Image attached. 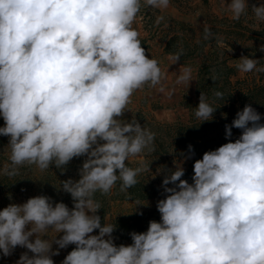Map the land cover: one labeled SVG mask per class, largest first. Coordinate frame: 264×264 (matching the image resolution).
<instances>
[{"label": "clouds", "instance_id": "obj_1", "mask_svg": "<svg viewBox=\"0 0 264 264\" xmlns=\"http://www.w3.org/2000/svg\"><path fill=\"white\" fill-rule=\"evenodd\" d=\"M169 3L0 0V136L8 137L11 150L0 174L14 177L24 165L42 172L54 165L64 174L73 159L83 158L79 178L57 188L70 195L72 207L42 194L0 209V256L20 247L26 251L15 264H54L52 257L74 245L61 264H264V123L251 105L225 124L227 142L194 160L191 182L183 177L192 145L173 168L157 169L160 219L130 232V244L117 245V225L104 217L102 223L98 214L96 193L107 195L117 183L127 192L151 170L143 161L129 167L128 160L154 152L155 133L123 118L135 92L165 91L167 72L146 55L133 24L142 6L164 10ZM224 6L234 21L250 9L264 22V3L224 0ZM182 54L170 55V62ZM239 59V72L264 73L259 60ZM192 81V69L183 67L175 84ZM213 97L199 96L194 116L201 123L214 119L213 103L224 93ZM233 128L240 130L234 141ZM49 230L57 235L49 238Z\"/></svg>", "mask_w": 264, "mask_h": 264}, {"label": "trees", "instance_id": "obj_2", "mask_svg": "<svg viewBox=\"0 0 264 264\" xmlns=\"http://www.w3.org/2000/svg\"><path fill=\"white\" fill-rule=\"evenodd\" d=\"M202 1L203 4L207 3V0ZM261 1L264 3V0ZM248 2L250 7L254 3L253 0ZM250 13L249 9L247 15L242 16L239 21H234L229 16L206 14L201 25H194L190 21L166 14L160 15L163 16V20L153 34L156 33V29L162 34L164 54L172 55L182 50L183 54L179 62L195 72L194 96L185 97L181 101V105L188 111V118L185 121L161 122L141 111H133L126 116L128 120L135 118L143 127L155 133V150L151 153L145 150L140 160H128L129 167L135 168L143 161L145 164H150L151 168L137 177L138 183L134 187L127 192H121L117 183L107 195L96 193V199L102 205V209L98 212L102 217V223L103 217L105 222L109 217L108 223L117 225L113 233L117 245L130 244L132 241L129 233L146 231L148 222L159 221L160 214L155 206L111 216L114 205L126 202L145 203L162 198L160 185L163 177L156 175L157 169L163 166L173 168V160L178 163V159L181 158L180 153H186L188 145L193 146L195 155L184 164L186 173L183 178L191 182L194 160L201 158L205 151L214 150L227 142L224 126L231 124L237 111L242 110L245 105H251L260 114L264 113V73L253 71L241 76L236 68L241 56L257 59L258 67L264 66V51H260L261 46L264 45V23L260 22L257 28L253 26L249 18ZM206 28L210 31L207 38H205ZM215 91L223 92L224 98L213 103V107H217L214 119L201 123L194 116L199 96L203 92L209 102H213ZM3 125L4 121L0 117V127ZM232 133L231 139L234 141L240 135V130L233 128ZM7 144L8 137L0 136V169L10 163L11 150ZM82 162L83 158L73 159L64 174H61L54 165L43 172L35 165H24L19 167L18 175L11 178L0 174V209L9 203H23L30 197L42 194L72 207L70 195L57 191V188L69 177L79 178L78 169ZM139 212L143 215L137 214ZM56 235L54 231L49 230V238H54ZM56 247L54 244L53 248ZM73 247L74 245H69L68 248L60 250V255L52 257L54 264H61ZM24 251L26 249L17 247L13 255L0 256V264H15Z\"/></svg>", "mask_w": 264, "mask_h": 264}, {"label": "rangeland", "instance_id": "obj_3", "mask_svg": "<svg viewBox=\"0 0 264 264\" xmlns=\"http://www.w3.org/2000/svg\"><path fill=\"white\" fill-rule=\"evenodd\" d=\"M257 6L262 4L261 0H253ZM230 2V0H226ZM143 5V3H142ZM161 14L169 15L173 18H178L184 21H190L194 25H201L205 18V15H217V16H229L230 13L226 11L224 6V0H207L206 4H203L202 0H170L168 8L164 10L149 9L142 6L133 27L139 32V38L142 41V46L145 48L146 55L149 58H154L159 62V66L162 71L167 72V80L164 81L165 91L160 92L159 86L157 88H151L145 86L144 89L135 92L131 98L129 104L130 112L124 114L125 120H128L127 115L133 111H141L143 113L153 116L156 120L161 122H172L175 120L185 121L188 118V111L181 105V101L185 97L194 96L195 86V72L192 69V79L190 84L177 85L175 81L181 73L183 67H188L180 62L172 64L169 60V56L163 53V40L162 34H153L155 28L158 26L157 18ZM253 26L257 28L260 22L255 21L253 14L249 16ZM264 23V22H263ZM241 76L244 73L239 72ZM174 90V91H173ZM172 92L169 97L168 92ZM262 123H264V113H261ZM141 155L137 157H130V161L140 160ZM157 200H151L145 203H133L126 202L122 204H116L111 209V216L124 214L133 210L147 209L155 207ZM109 222L107 217L106 223ZM128 244V243H124Z\"/></svg>", "mask_w": 264, "mask_h": 264}]
</instances>
